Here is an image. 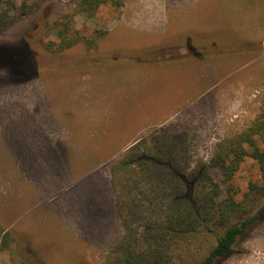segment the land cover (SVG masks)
Returning a JSON list of instances; mask_svg holds the SVG:
<instances>
[{
  "label": "rangeland",
  "instance_id": "1",
  "mask_svg": "<svg viewBox=\"0 0 264 264\" xmlns=\"http://www.w3.org/2000/svg\"><path fill=\"white\" fill-rule=\"evenodd\" d=\"M15 2L16 14L23 3L32 12L0 32V47L29 41L38 59L63 56L86 72L66 74L78 70L67 63L17 83L0 69V225L13 238L0 264H105L125 235L111 166L129 148L167 132L192 168L207 166L257 118L264 0H114L91 15L74 0ZM65 16L78 42L49 54ZM218 42L234 52H203ZM211 172L222 195L232 187L238 199L261 179L251 158L230 182ZM202 245L192 258L205 256ZM180 253L184 264L188 250ZM216 264H264V214Z\"/></svg>",
  "mask_w": 264,
  "mask_h": 264
},
{
  "label": "trees",
  "instance_id": "2",
  "mask_svg": "<svg viewBox=\"0 0 264 264\" xmlns=\"http://www.w3.org/2000/svg\"><path fill=\"white\" fill-rule=\"evenodd\" d=\"M74 1L80 11L90 15L100 6L114 2ZM0 2L5 4L0 10V32L32 12L30 6L23 3L20 13L16 14L15 0ZM68 18L65 16L54 25L59 40L45 45L49 54L59 55L78 42L76 38L68 39L73 23ZM45 26L48 27V22ZM191 44L192 41L184 43L186 48L192 47ZM231 45L225 51L223 42H218L216 52L212 46L203 52L232 53L235 45ZM196 49L201 52L199 47ZM36 56L29 41L27 45L0 47V69L7 70L17 83L45 71L59 73L58 68L66 69L67 63L78 70L70 68L66 74L86 72L84 64L73 60L64 62L63 56L43 57V60ZM262 98L255 121L242 133L221 142L207 166L192 168L186 148L167 132L153 135L145 144L129 148L111 166L116 208L125 235L107 256L105 264H182V250H188L184 264H216L235 250L249 227L264 214V91ZM247 158L259 165L260 182L250 181L240 199L237 198L239 191L232 187L222 195L220 183L211 170L218 168L224 180L230 182ZM12 243L11 233L0 225V252L11 249ZM198 244H210L200 260L198 255L196 258L190 255Z\"/></svg>",
  "mask_w": 264,
  "mask_h": 264
}]
</instances>
